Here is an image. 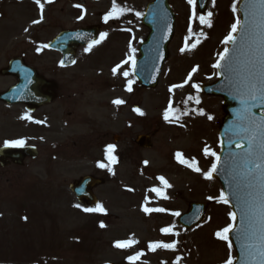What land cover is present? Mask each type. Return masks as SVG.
<instances>
[{
    "label": "rangeland",
    "instance_id": "374dc122",
    "mask_svg": "<svg viewBox=\"0 0 264 264\" xmlns=\"http://www.w3.org/2000/svg\"><path fill=\"white\" fill-rule=\"evenodd\" d=\"M81 1L85 5L78 8L77 3L66 0L50 4L41 0L43 20L33 24L40 19L35 0H0V71L12 58H21L56 85L55 100L33 113L21 105L0 104V147L23 140V146L35 147L38 154L23 166L0 167V264H129L127 258L137 252L143 255L135 264H177L178 258L179 264H224L229 249L215 233L232 223L230 210L208 199L218 197L222 189L216 180L202 175L214 159L204 155V148L219 151L222 103L192 85L201 89L217 79L212 66L225 50L223 41L231 25L239 18L232 11L239 0H215V5L208 0L204 15L213 14L210 28L199 24L198 14L195 20L190 19L192 9L187 0H169L175 30L158 86L142 89L130 76L128 79L135 81L131 93L125 90L127 81L122 75L131 70L130 65H124L116 76L112 68L127 58L129 43L137 49L146 36L140 18L151 0H116L130 10L128 17L107 23L102 20L112 0ZM136 12L141 13L140 18ZM97 25L107 36L100 37L101 42L90 52L78 49L73 67L61 69L58 53L37 50L60 31ZM186 43L189 48L193 43L197 46L181 53ZM193 68L198 70L185 84ZM15 83V77L0 76V93ZM177 84L184 87L170 92ZM189 96L193 99L188 100ZM115 99L125 103L116 106L112 103ZM170 102L173 109L180 110L176 114L179 119L170 117L171 122H166L163 113ZM137 107L144 115L133 111ZM201 110L204 115L198 114ZM185 111L187 115H183ZM23 116L31 119H21ZM145 134L152 147L140 150L133 141ZM113 135L120 142L115 143ZM108 145H115L118 162L104 186L93 192L106 211L88 213L83 211L86 207L76 206L68 187L82 176L104 179L106 169L97 164L103 161ZM178 152L189 161L194 158L201 173L179 163ZM161 176L171 187L164 188L157 179ZM153 188L161 189L168 198L150 191ZM192 202L209 204L203 224L181 229L178 217L171 213H185ZM144 207L166 211L146 214ZM101 223L105 227L101 228ZM171 226L176 235L162 234V228ZM130 238L136 241L132 247H114L115 242ZM155 242L175 243L176 248L152 251L148 246ZM231 254L234 258L233 250Z\"/></svg>",
    "mask_w": 264,
    "mask_h": 264
},
{
    "label": "water",
    "instance_id": "95a60500",
    "mask_svg": "<svg viewBox=\"0 0 264 264\" xmlns=\"http://www.w3.org/2000/svg\"><path fill=\"white\" fill-rule=\"evenodd\" d=\"M74 1V0H69ZM207 0H197L199 12L203 13L206 8ZM250 4V0H241L237 7L238 14L242 24L245 20V10ZM252 9L248 7V19L252 21ZM143 25L149 30V34L141 43L136 60L135 77L142 87L153 89L157 85L160 71L164 61L168 57L167 45L173 35L174 18L168 7L167 0H154L146 7L142 18ZM169 27L171 31H169ZM98 28H86L76 32H61L53 41L48 43V49L58 51L63 56L60 66L66 67L73 64L75 52L78 47L87 46L93 40L97 39ZM243 29L235 34L236 44H229V59L222 62L230 67L217 69L218 82L205 87L202 92L205 95L221 97L223 99L222 111L225 114L219 128V146H220V164L218 170L213 175L223 192L229 197L230 210L237 213L235 230L230 233V240L236 253L235 264H250L247 252L242 249L243 239H238L241 228L246 224L241 223L242 209L247 207V202L258 192V188L249 187L247 172L254 168L246 162V152L248 146V133L241 128L239 113L242 105L240 103V91L243 83L249 77L251 71H258V63L254 67L250 61L256 60L254 55L255 45L247 41L242 43ZM0 75L15 76L17 84L7 92L0 94V102L9 105L23 104L27 105L28 110L33 112L36 108L51 102L55 94L54 85L48 80L41 78L35 70L27 67L21 60L14 59ZM42 88L47 89L42 93ZM252 103V102H250ZM256 106L252 108V114L256 120L264 119V102L259 100L255 102ZM263 113V114H262ZM114 140L118 141L117 137ZM137 144L140 147H149L148 139L139 137ZM241 145V146H238ZM37 156L35 148L5 146L0 148V164L5 165L6 159H10L13 164L21 165L27 158ZM254 183V182H253ZM102 185V181L92 177H82L70 186V191L76 197L82 206L93 207L96 199L92 195V189L95 186ZM252 193V196L249 195ZM206 204H189L187 213L178 220L181 226L186 229L193 228L202 223ZM242 252L244 253L242 255Z\"/></svg>",
    "mask_w": 264,
    "mask_h": 264
},
{
    "label": "snow or ice",
    "instance_id": "6c2138e0",
    "mask_svg": "<svg viewBox=\"0 0 264 264\" xmlns=\"http://www.w3.org/2000/svg\"><path fill=\"white\" fill-rule=\"evenodd\" d=\"M54 0H44V3H53ZM188 4L191 6L192 9V16L191 20H195L197 18V0H187ZM35 3L38 5L40 9V19L33 21V24L41 23L43 20V12H44V3H41V0H35ZM213 5H215V0H212ZM75 7H82L81 5L77 4ZM248 7H250L253 11L252 21L249 22L248 19ZM237 10L236 3L232 5V11L235 13ZM129 9L124 7H120L116 0H112V7L110 11L103 17L104 22L107 23L110 19H119L121 16L125 15ZM137 18H140L141 13H135ZM212 13L208 12L207 15H200L199 16V24L206 25L207 27H212ZM80 20L84 19V16L81 15L79 17ZM243 29V36H242V43L246 42V38L251 37L250 41H247L251 44L255 45L254 55L256 56V60L250 61L255 67L258 63L259 68L258 71H251L249 73V77L245 80L242 86V90L240 91V103L242 105L241 112L238 114L241 120V128L244 132L248 133V146L246 152V162L249 165L254 166L251 168L247 174L246 179H248L249 187H256L258 188V192L253 196V198L247 202V207L242 209L241 215V223L246 224V227L241 228L240 233L238 234V239H243L244 243L241 245L242 249L247 252L250 264H264V119L256 120L252 114V108L256 106L255 102L260 101L264 102V0H250V4L246 7L245 10V20L242 24L241 20L237 18L235 22L231 25V31L225 37L223 43L225 45L229 44H236V37L235 34L238 31ZM171 31V28L168 29ZM27 31V29L25 30ZM130 31V29H128ZM189 34H192V27L191 23L189 26ZM203 35V33H201ZM107 36V33H101V40ZM101 40H93L91 43L88 44V47L85 49L86 52H90L95 45H98ZM198 43V41H197ZM197 43H193L190 48L186 43L185 48H181V53H183L186 48L189 50L195 49ZM49 45H40L37 49L38 51L43 48H48ZM136 49L132 47L131 43H129V54L125 60H123L120 64H117L115 67L112 68L113 76H116L120 73V69L123 68L124 65H130V71L125 70L122 72L123 77L126 79V91L131 93L133 91V84L135 83L134 80L128 79L130 76H133L136 72V59L135 53ZM229 59V49L225 47V50L222 54L218 56L217 62L212 66L215 69H222L226 67H230V65H225L222 62L228 61ZM63 66V64L61 65ZM198 70V68H193L192 72L189 73L188 77L185 80V84L192 79V75ZM184 84H177L173 85L169 91L171 92L174 88H182ZM197 91H199V85H192ZM191 96L188 97V100H192ZM252 102V103H250ZM112 103L116 106H121L125 103L122 99H115ZM196 104L200 103V100L197 98L195 100ZM134 112L138 115H144L140 108H134ZM179 109H173L171 102L169 103L167 109L163 113V118L166 122H171L170 117L174 119H179ZM187 111L183 113V115H187ZM199 115H204L205 113L201 110L198 112ZM209 120H212V116L207 117ZM21 119L30 120V116H23ZM35 123H40V121H34ZM24 144L23 140L11 141L6 142L5 146H22ZM241 146V145H238ZM204 155L206 157L210 156L213 157L214 160L211 164V168L207 172H203L202 175L204 179L211 180L213 178L214 173L217 172L218 166L220 164V156L211 151L208 147L204 148ZM115 152V145H108L105 148V158L108 161V164L103 162H98L97 167L104 169L107 168L109 172H112L111 165H115L117 161V157L114 155ZM176 158L179 163L182 165H186L192 171L201 173V169L197 166V161L193 158L192 161L183 158L182 153H176ZM147 165V161L144 162ZM157 179L161 182L164 188L171 187L168 181L163 177H157ZM254 182V183H253ZM132 191V189H128ZM150 191L155 192L158 196H161L164 199L168 197L165 195L164 192L161 191L159 188L150 189ZM252 196V193H249ZM209 200L215 199L217 203L228 204L229 197L222 191L218 197H208ZM79 207V205H76ZM146 214L152 212H164L166 211L163 208H148L144 207L142 209ZM83 211L92 213H105V208L101 204H97L95 208H84ZM173 216L179 217L181 215L180 212H173L171 213ZM26 219V218H25ZM229 219L232 223L228 226L224 227L222 230L217 231L215 236L217 239L224 241L227 243L229 249L228 258L225 260L224 264H235L234 258L231 254L232 252V242L230 240V233L235 230V223L237 220V213L230 212ZM100 227L103 228L105 225L103 223L100 224ZM174 226L165 227L161 229L162 234L168 235H176L173 232ZM136 241L132 240L131 238L127 241H117L114 243V247L117 249H127L132 247ZM149 249L155 251L158 248H164L169 250H175L176 244L175 243H161L155 242L149 244ZM244 253L242 252V255ZM143 255L141 252H137L133 256H129L127 258L129 264H135L136 261ZM177 264H179V258L177 260Z\"/></svg>",
    "mask_w": 264,
    "mask_h": 264
}]
</instances>
